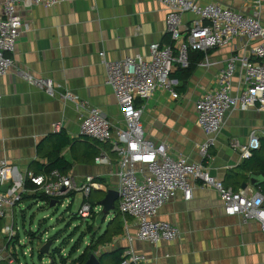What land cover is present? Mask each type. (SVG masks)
I'll return each instance as SVG.
<instances>
[{"label": "crops", "instance_id": "0c3cea01", "mask_svg": "<svg viewBox=\"0 0 264 264\" xmlns=\"http://www.w3.org/2000/svg\"><path fill=\"white\" fill-rule=\"evenodd\" d=\"M194 1L215 2L245 13L255 10L254 0ZM23 14L27 27L17 41L13 55L15 66L0 77V159H7L13 167L7 174L4 189L23 190L30 168L35 173L38 171L33 163L47 164V154L57 151L68 164L66 175L76 184L81 185L92 175L104 185L93 191L107 194L108 189L117 187L118 158L113 156L110 143H100L80 133L82 112L60 94L70 91L78 95L100 109L114 127L122 126L121 108L107 83L100 53L105 52L107 59L118 60L136 54L148 55L149 46L155 42L171 43L166 27L167 7L158 0H77L53 7L38 5ZM261 15L264 23V5ZM195 18L197 15L193 13L183 15V21L189 24ZM241 42L238 38L230 46L210 50L209 57L214 64L207 68L197 64L179 98H172L166 90H158L144 104L142 121L146 135L155 142H166L174 157L183 155L191 162L202 161L199 145L206 135L197 123L195 103L204 92L218 86L221 69L231 53L250 54ZM20 70L52 79L59 94L50 96L27 81ZM243 77L238 67L232 82L233 92L244 81ZM135 103L139 106L142 101L136 99ZM57 123L61 128L54 131ZM252 130L260 138L264 137V111L255 107L232 110L210 150L211 158L203 162L225 187L248 192L260 190L264 194V175L242 168V163L250 157L242 158L230 145L233 137L245 142ZM41 142L45 143V150L39 153ZM60 143H64L62 148ZM103 154L110 157V164L96 162ZM253 176L259 177L261 184L251 185ZM191 182L192 198L186 200L183 192L178 191L156 217L176 225L180 236L158 243L136 239L134 249L146 257L141 264H264V233L258 222L244 223L240 215L226 214L215 187L203 186L192 178ZM243 183H247L246 188ZM27 193L33 194L34 190L29 189ZM77 196L78 193L74 199ZM15 206L6 209L13 221ZM122 220L123 234L102 246L107 248L101 253L129 248L125 220L131 233L136 232L137 225L129 215Z\"/></svg>", "mask_w": 264, "mask_h": 264}, {"label": "built area", "instance_id": "2783aa9c", "mask_svg": "<svg viewBox=\"0 0 264 264\" xmlns=\"http://www.w3.org/2000/svg\"><path fill=\"white\" fill-rule=\"evenodd\" d=\"M73 1L77 0H0V77L15 66L13 55L17 41L23 28L27 27L23 12L38 5L53 7ZM158 1L167 7L166 27L171 43L162 45L155 42L149 46L148 55L136 54L118 60L107 59L105 52L100 53L107 72V83L112 87L121 108L122 126L114 127L100 109L78 95L70 91L60 94L62 99L72 101L82 112L80 133L110 143L118 155V183L115 188L119 192L118 209L124 217H133L137 225L136 232L131 233L125 220L130 246L125 249L121 264H141L146 261V257L133 247L136 239L158 243L180 236L176 225L157 220L156 217L160 208L178 191L183 192L186 200L192 198L191 178L219 191L226 214L240 215L244 223L256 221L264 233L262 191L248 192L247 189L225 187L209 173L203 162L211 158L210 150L229 112L237 109L245 111L251 107L264 111V23L261 17L264 0H254L255 10L252 13L237 11L215 2ZM185 13H193L197 18L190 24L186 23L183 21ZM238 38L242 41L241 46L249 49L250 54L231 53L221 69L218 86L204 92L195 103L197 123L206 135L199 145L202 161L191 162L183 155L174 157L166 142H155L146 135L142 121L144 104L158 90L168 91L174 99L180 97L176 90L178 81L171 74L177 67L190 64V52H203L204 58L198 62V66L207 68L214 64L209 57L210 50L230 46ZM238 67L244 75V81L233 92L232 82ZM19 73L50 96L59 94L52 79L22 70ZM136 99H140L142 104L136 105ZM60 128V123H57L54 131ZM230 145L242 158H249L255 150L260 149L261 138L256 130H252L245 142L233 137ZM96 162L110 164L111 159L103 154L96 158ZM12 169L7 159H0V218L4 217L8 206L15 205L27 192L24 185L21 191L16 188L4 189L5 179ZM27 176L50 199L61 200L69 198L71 192H81L83 200L78 212L84 217L97 208L89 201L92 191L104 186L92 175L78 185L71 176L57 169L38 175L30 171ZM14 229L13 224L6 225L3 233L11 237Z\"/></svg>", "mask_w": 264, "mask_h": 264}, {"label": "rangeland", "instance_id": "374dc122", "mask_svg": "<svg viewBox=\"0 0 264 264\" xmlns=\"http://www.w3.org/2000/svg\"><path fill=\"white\" fill-rule=\"evenodd\" d=\"M105 195L102 191L92 192L90 203L96 204L97 208L84 219L75 215L83 200L81 192H78L71 207H68L72 201L69 198L63 199L62 203L58 202L53 208L49 206V202L39 199L17 200L14 221L8 212L5 217L0 218V264L2 260L9 264H64L62 261L64 258L67 263L72 264V260L79 257L90 241L89 231L102 230L114 215L115 210L106 217V223H104L106 218L102 221L99 219L102 211L99 202ZM93 215H96L97 220L91 218ZM12 224H15L13 236H4L1 233L4 226ZM80 237L83 239L81 247L72 254L71 250ZM48 240H53L51 252L47 255L41 254L40 249ZM56 248L60 249V252L55 253L53 259L52 250ZM106 248L101 247L96 254L99 255Z\"/></svg>", "mask_w": 264, "mask_h": 264}, {"label": "trees", "instance_id": "16d2710c", "mask_svg": "<svg viewBox=\"0 0 264 264\" xmlns=\"http://www.w3.org/2000/svg\"><path fill=\"white\" fill-rule=\"evenodd\" d=\"M204 58V53L201 51H192L189 54V60H190V64L187 67H177L171 74V77L173 79H176L178 81V84L176 85V90L178 92H184L187 86V82L188 80L191 78L193 72L195 71L198 62H200L202 59ZM50 137H48V139H50ZM98 141V140H97ZM100 143H104L101 141H98ZM44 142H41L38 145V152L41 153L42 150L44 149ZM62 146H64V143H60L59 144V148H62ZM110 150L113 154V156H115L116 158H118V155L115 151L112 150V148L110 147ZM48 157V162L47 164H38V166L36 165V163H33V167L37 168L38 167V171L35 174H38V172L41 173H50L53 170H59L62 174H66L67 170H68V164L66 162V160L60 156L59 154H47ZM242 168L244 169H252L255 172H258V174H262L264 175V137L261 138V147L258 150H255L252 154V156L249 159H246L243 163H242ZM44 171V172H42ZM24 187L25 189L29 190H35L33 194H28L27 192L22 194V198H26V197H32L34 199H39V200H43L45 202H49L52 200L49 197H47L42 191H40L38 189V187L32 183V181L30 180V178L27 176L25 181H24ZM76 195V192H71L69 193V199H72V201L69 203L68 207H71L73 201H74V196ZM62 198L59 203L63 202ZM89 201L90 197H89ZM92 204V203H91ZM93 206H96V204H92ZM92 213H94V211H92ZM114 216L112 217V219L109 220V222H107L106 226L102 229L99 230L97 232H93V231H89L88 235L90 236V241L88 242L87 246L85 247V249L82 251V253L79 255L78 258L72 260V264H82L84 263L89 256V253L91 252H96L99 251L100 248L102 246H105L109 243H111L114 239V237L123 234V220L122 217L124 216L122 213L119 212L118 210V203L116 202V211L114 212ZM76 217L80 216V218L84 219L85 217L83 215H81L79 212L77 214H75ZM93 220H97L96 215H93L91 217ZM107 218L105 219L104 223H106ZM32 233V232H31ZM81 238V237H80ZM78 239V241L75 243V245L73 246L71 252L72 254L75 253L76 251H78L81 247V242L83 241V239ZM125 249L124 248H117L114 249L111 252L108 253H104L103 257L101 259L102 264H105V262L107 260L110 261V264H121L122 260H123V254H124ZM60 249L56 248L54 250H52V254L51 257L53 259H55V253H59ZM64 264H69L67 263V261L65 260V258L62 260ZM2 264H9L8 262L2 260L1 261ZM54 263V260L52 261ZM71 264V263H70Z\"/></svg>", "mask_w": 264, "mask_h": 264}, {"label": "water", "instance_id": "95a60500", "mask_svg": "<svg viewBox=\"0 0 264 264\" xmlns=\"http://www.w3.org/2000/svg\"><path fill=\"white\" fill-rule=\"evenodd\" d=\"M262 181H260L259 177H251V185L258 186L261 184ZM243 188L247 187V183H243ZM119 199V192L115 188H110L107 191V194L105 195L104 199L99 202V205L102 207V211L100 212V221L104 220L107 215H109L110 212L114 211L116 209V201ZM58 199H52L49 203V206L51 208L55 207L58 204ZM53 243V240H48L40 249L41 254L47 255L51 252V245ZM104 253H100L99 255L96 254V252L89 253L88 259L82 263V264H102V257Z\"/></svg>", "mask_w": 264, "mask_h": 264}]
</instances>
